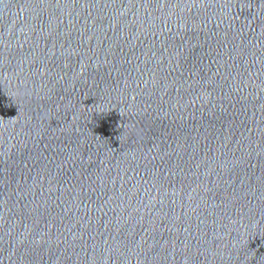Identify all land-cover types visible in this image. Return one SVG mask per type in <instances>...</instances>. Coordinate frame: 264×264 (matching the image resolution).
<instances>
[{"label":"water","instance_id":"95a60500","mask_svg":"<svg viewBox=\"0 0 264 264\" xmlns=\"http://www.w3.org/2000/svg\"><path fill=\"white\" fill-rule=\"evenodd\" d=\"M0 264H264V0H0Z\"/></svg>","mask_w":264,"mask_h":264}]
</instances>
